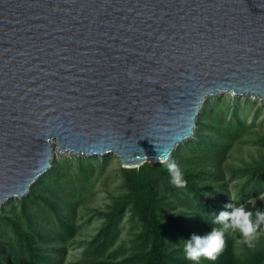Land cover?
Here are the masks:
<instances>
[{
    "label": "water",
    "instance_id": "1",
    "mask_svg": "<svg viewBox=\"0 0 264 264\" xmlns=\"http://www.w3.org/2000/svg\"><path fill=\"white\" fill-rule=\"evenodd\" d=\"M219 94L264 101V0H0V211L56 156L172 158Z\"/></svg>",
    "mask_w": 264,
    "mask_h": 264
},
{
    "label": "trees",
    "instance_id": "2",
    "mask_svg": "<svg viewBox=\"0 0 264 264\" xmlns=\"http://www.w3.org/2000/svg\"><path fill=\"white\" fill-rule=\"evenodd\" d=\"M245 116L246 110L233 102L203 108L194 139L172 156L184 173L186 187L173 186L160 164L146 163L137 169L120 165L122 192L93 213L102 224L90 241L75 244L84 251L72 264H191L181 240L219 227L212 221L227 210V204L244 206L264 194L263 155L231 163L236 144L264 149V135L254 131L257 117L250 123ZM111 158L54 159L51 171L34 184L29 196L16 200L19 207L0 214V264H67L68 249L84 218L85 192ZM126 222L135 235L117 247ZM202 264H264V236L254 249L239 254L235 232L226 234L222 254L215 262Z\"/></svg>",
    "mask_w": 264,
    "mask_h": 264
},
{
    "label": "rangeland",
    "instance_id": "3",
    "mask_svg": "<svg viewBox=\"0 0 264 264\" xmlns=\"http://www.w3.org/2000/svg\"><path fill=\"white\" fill-rule=\"evenodd\" d=\"M220 101L233 102V104L241 105L242 109L246 110V119L251 123L254 116H256V127L255 133H260L264 135V101L255 100L250 97H234L231 94H219L208 98L203 104V108L208 106L217 105ZM202 108V110H203ZM258 111L259 114H258ZM255 137V136H254ZM194 139V138H193ZM191 140V139H190ZM189 141V140H188ZM185 144V143H184ZM183 144V145H184ZM233 157L231 158V163L239 165L243 162L251 161L252 159H259L262 155L264 156V149L258 150L256 147L252 148L250 144H236L233 148ZM112 158L109 160V166L105 171L97 172L96 176L92 181L91 187L85 192L84 199L82 200V213L84 218L80 220V230L74 239V245L70 246L68 249L67 264L76 263L81 259L84 247L81 245L86 241H90L94 237L100 228L102 222L93 213L98 210H103L109 204L110 197L113 195H119L122 191L120 189V179L121 176L117 173L121 161L115 155H110ZM64 156H56L55 159L63 158ZM95 158V157H91ZM103 158V157H96ZM47 174V173H46ZM12 202V201H10ZM7 202L1 208L0 214L6 210L11 211L14 206L19 207V203L14 200L11 204ZM264 206V194L251 201L250 203L244 205V207L250 211H257ZM90 213V214H88ZM135 235V230L133 226L126 222L122 228L121 238L117 247L121 246L122 243H129L133 236ZM237 238V252L239 254L244 253L247 248L254 249V246L259 242L260 238L264 236V225H261L256 238L251 242L252 246L249 247L247 241L241 238L238 232H235ZM127 254L132 253L131 246L126 247ZM124 258L120 256L119 259Z\"/></svg>",
    "mask_w": 264,
    "mask_h": 264
},
{
    "label": "clouds",
    "instance_id": "4",
    "mask_svg": "<svg viewBox=\"0 0 264 264\" xmlns=\"http://www.w3.org/2000/svg\"><path fill=\"white\" fill-rule=\"evenodd\" d=\"M159 164L167 171L170 183L178 188L186 187L187 181L179 164L169 154L158 153ZM227 210L214 216L212 231L206 235L193 234L188 240H181L185 259L191 264H202L203 261L215 262L225 247V235L238 232L249 247L256 238L261 225H264V211L255 213L244 206H234L229 203Z\"/></svg>",
    "mask_w": 264,
    "mask_h": 264
},
{
    "label": "bare ground",
    "instance_id": "5",
    "mask_svg": "<svg viewBox=\"0 0 264 264\" xmlns=\"http://www.w3.org/2000/svg\"><path fill=\"white\" fill-rule=\"evenodd\" d=\"M247 96L250 97V98H252V99H255V100H258V99L261 100L260 98H255L254 96L246 95V97H247ZM191 139H192V138H191Z\"/></svg>",
    "mask_w": 264,
    "mask_h": 264
}]
</instances>
